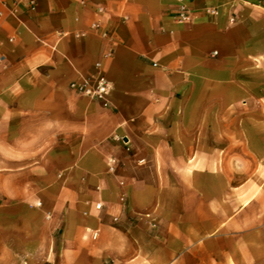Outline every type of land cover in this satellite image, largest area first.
Listing matches in <instances>:
<instances>
[{
    "label": "crops",
    "instance_id": "crops-1",
    "mask_svg": "<svg viewBox=\"0 0 264 264\" xmlns=\"http://www.w3.org/2000/svg\"><path fill=\"white\" fill-rule=\"evenodd\" d=\"M0 264H264V0H0Z\"/></svg>",
    "mask_w": 264,
    "mask_h": 264
},
{
    "label": "built area",
    "instance_id": "built-area-1",
    "mask_svg": "<svg viewBox=\"0 0 264 264\" xmlns=\"http://www.w3.org/2000/svg\"><path fill=\"white\" fill-rule=\"evenodd\" d=\"M3 3V2H2ZM29 9H33V4H28ZM217 11L215 9H208L205 11L206 15H216ZM12 15L17 14V9L13 8L11 10ZM192 11L186 5H178L172 13V17L178 23H187L191 20ZM96 27V26H93ZM99 67V64H96ZM69 88L80 95H83L91 100H96L102 102L105 107L108 106L107 95L110 90V85L103 74H97L95 76L80 77L78 80L72 81L69 84ZM109 171L113 172L115 169V162L111 159L108 161ZM96 209H101V204L95 205ZM96 233H93V238L96 237Z\"/></svg>",
    "mask_w": 264,
    "mask_h": 264
}]
</instances>
